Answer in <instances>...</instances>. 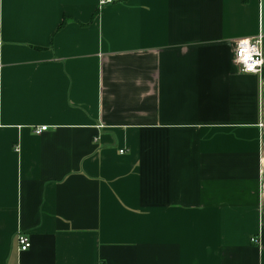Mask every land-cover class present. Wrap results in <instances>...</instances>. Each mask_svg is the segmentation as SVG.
I'll return each instance as SVG.
<instances>
[{
  "label": "crops",
  "instance_id": "1",
  "mask_svg": "<svg viewBox=\"0 0 264 264\" xmlns=\"http://www.w3.org/2000/svg\"><path fill=\"white\" fill-rule=\"evenodd\" d=\"M260 33L264 0H0V264H264Z\"/></svg>",
  "mask_w": 264,
  "mask_h": 264
},
{
  "label": "built area",
  "instance_id": "2",
  "mask_svg": "<svg viewBox=\"0 0 264 264\" xmlns=\"http://www.w3.org/2000/svg\"><path fill=\"white\" fill-rule=\"evenodd\" d=\"M113 1L114 0H99V9H103L107 4ZM234 64L240 74H262L264 67V35L262 33L254 38L240 40L236 43ZM48 130V126H42L34 129V133L37 136H41ZM256 241L255 238L252 240L253 243ZM17 242L20 252H26L32 246L28 235L22 232L18 234Z\"/></svg>",
  "mask_w": 264,
  "mask_h": 264
},
{
  "label": "rangeland",
  "instance_id": "3",
  "mask_svg": "<svg viewBox=\"0 0 264 264\" xmlns=\"http://www.w3.org/2000/svg\"><path fill=\"white\" fill-rule=\"evenodd\" d=\"M263 163H264V160H263ZM263 184H264V169H263Z\"/></svg>",
  "mask_w": 264,
  "mask_h": 264
}]
</instances>
